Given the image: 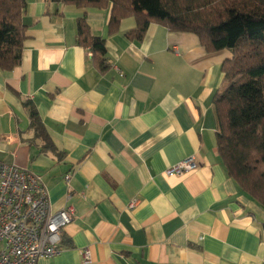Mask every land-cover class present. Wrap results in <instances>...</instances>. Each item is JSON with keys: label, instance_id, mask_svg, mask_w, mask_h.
Returning a JSON list of instances; mask_svg holds the SVG:
<instances>
[{"label": "crops", "instance_id": "1", "mask_svg": "<svg viewBox=\"0 0 264 264\" xmlns=\"http://www.w3.org/2000/svg\"><path fill=\"white\" fill-rule=\"evenodd\" d=\"M26 1L21 63L0 68V161L41 175L53 211L75 208L63 251L37 264H264V205L217 149L214 96L232 52L161 23L132 39L134 16L111 33V6ZM83 17L106 40L104 72L77 42ZM28 102L56 149L31 128ZM191 155L198 169L166 174Z\"/></svg>", "mask_w": 264, "mask_h": 264}, {"label": "trees", "instance_id": "2", "mask_svg": "<svg viewBox=\"0 0 264 264\" xmlns=\"http://www.w3.org/2000/svg\"><path fill=\"white\" fill-rule=\"evenodd\" d=\"M79 7H112L110 32L123 18L134 16L137 27L127 36L143 40L151 23L170 31L196 34L209 52L228 49L232 57L222 70L223 88L214 96L218 119L217 149L228 173L264 205V0H58ZM26 0H0V68L21 63L27 26ZM77 42L88 48L102 72L111 66L106 40L93 35L85 17L77 23ZM31 128L56 149L39 112L28 102Z\"/></svg>", "mask_w": 264, "mask_h": 264}, {"label": "built area", "instance_id": "3", "mask_svg": "<svg viewBox=\"0 0 264 264\" xmlns=\"http://www.w3.org/2000/svg\"><path fill=\"white\" fill-rule=\"evenodd\" d=\"M200 165L196 156L191 155L169 167L166 174L180 175ZM71 177L65 175L68 186ZM74 218L73 206L53 211L41 175L0 161V264H37L42 257L58 255L63 251L64 228ZM82 253L84 262L90 263L91 251L83 249Z\"/></svg>", "mask_w": 264, "mask_h": 264}]
</instances>
